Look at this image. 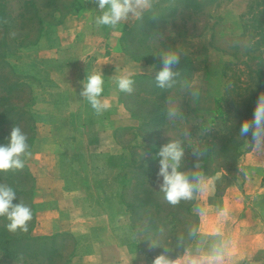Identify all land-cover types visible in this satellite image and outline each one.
I'll return each instance as SVG.
<instances>
[{"label": "rangeland", "instance_id": "374dc122", "mask_svg": "<svg viewBox=\"0 0 264 264\" xmlns=\"http://www.w3.org/2000/svg\"><path fill=\"white\" fill-rule=\"evenodd\" d=\"M48 1L0 0V11L8 16L5 23H11L7 33L0 28V60L17 70L20 81L31 88L35 98V105L29 111L35 120L33 146L36 153L50 151L60 154L61 168L57 167V170L67 179L70 188L83 187L86 204L90 206V216H97L101 209L112 215L125 212L132 226H129V234L125 233L124 238L142 253L153 256L162 249L166 250V244H181L185 240L182 237L185 225H176L174 221L170 223L171 216L168 215L170 211L179 213L181 208L167 203L159 188L162 178L157 180L161 157L157 153L153 163L155 174L142 180L144 185L138 187L139 168L136 163H132V154L138 160L149 158L153 154L148 151V147L161 148L173 140L181 143L183 159L202 147L218 149L226 143L240 121L253 117L254 112L246 108L248 94L244 89L251 84L255 87L254 73L258 68H264V34H261L264 31V0H216L199 11L180 8L174 16L160 24L159 30L148 32L150 45L170 46L187 57L193 65L188 82L177 83L166 89L162 97L146 95L149 105L159 102L166 112L169 107L179 111L178 116L167 119V124L161 130L148 136L149 145L137 136L140 122L129 112L135 125L119 127L108 138L99 137L100 131L114 126V117L120 116L118 108H109L102 115H97L90 104L79 96L82 82L93 72H102L104 91L113 85L116 87L112 74H107L109 64H84V30H92L99 36L104 34V37L113 31L110 27L96 25V17L101 14L98 5L91 4V1L86 5L89 0H77L71 14L64 17L57 15L53 20L51 12L56 7L63 8L67 1L61 0L52 5H48ZM31 2L40 13H36V16L33 11L35 8L31 6L30 14L22 17L25 4L28 6ZM85 16H91L92 20H84ZM39 17L43 21L40 22ZM135 22L129 20L118 28L133 27ZM135 41L139 46L146 44L141 33ZM110 48L106 44L99 56L110 54ZM96 57V54L92 56ZM127 57L129 61L132 60ZM122 66L123 69L128 65ZM158 71V67L157 71L151 69L152 76ZM8 86L6 81H0V100L11 98L9 103L0 108V112L10 105L23 106L27 102V90L10 95L6 92ZM133 88L127 100L142 106L144 91L137 94L138 88ZM193 91L199 94L193 97ZM123 115L120 116L121 122ZM12 128L8 124L0 126V145L9 142ZM66 128L72 129V134L67 138L64 136ZM63 137L65 139L61 141ZM134 137L136 140L132 142ZM248 138L239 147L238 174L232 172L224 176L218 171L214 176L204 178L206 191L197 192L191 209L197 216V230L199 225L208 224L211 220L217 228L235 223L241 207L249 210V221L259 219L264 222V192H259L264 191V169L244 166L247 159L249 162L252 160L250 154L257 151L252 147L251 137ZM101 139L108 144L109 153L94 151V146ZM75 143L79 148L84 145L83 154L74 151ZM65 148H69L67 152L63 151ZM31 153L25 160V166L33 174L31 163L36 153ZM201 159L196 158L194 161L200 163ZM206 162L214 167L227 166L230 159L220 155ZM6 176L3 172L0 183L10 185V179ZM246 176L262 179L259 190L252 189L251 193L245 194ZM147 186L155 191L152 196L145 192ZM212 191L215 192L214 196H209ZM23 196H17L13 203L26 202ZM236 196L237 201L230 202V209L221 215L220 210H225L228 200ZM128 204L130 208H127ZM197 207L206 212L210 210L215 217L209 220L208 213L198 214ZM7 222L6 218L0 217V231ZM202 229L208 231L209 226H203ZM73 241L72 238H59L55 243L72 246ZM262 243L264 239H258L254 247L259 248ZM150 244L155 245L151 250ZM63 263L64 260H61L59 264ZM0 264H48V261L43 256L11 259L0 250Z\"/></svg>", "mask_w": 264, "mask_h": 264}, {"label": "crops", "instance_id": "0c3cea01", "mask_svg": "<svg viewBox=\"0 0 264 264\" xmlns=\"http://www.w3.org/2000/svg\"><path fill=\"white\" fill-rule=\"evenodd\" d=\"M90 1H87L86 5L90 4ZM89 18L85 16L84 20H89ZM123 27L112 29L113 31L105 37L104 34L99 36L97 32L85 29L84 64H109L107 74H112V76H152L151 69L155 68L157 71L156 65L145 61H129L126 54L123 53L120 45ZM106 44L111 46L108 49L110 54L105 57L99 56ZM95 54L97 57L92 58ZM89 56H91L90 59H88ZM122 64L128 66L122 69ZM64 84L67 86L66 82ZM120 94L121 92L114 85L112 88L108 87L107 91L102 94V98H107L110 101V108H118L117 112L120 116L124 113V118L121 122L120 116L114 117V126L98 133L101 138L112 136L119 127L135 125V121L120 101ZM71 131L72 129L69 128L64 129L65 138L70 137ZM65 138L63 137L61 141ZM68 149L65 148L63 151L67 152ZM31 151L37 152L35 146ZM74 151L83 154L84 145L79 148L75 143ZM94 151L109 153L108 144L101 139L94 146ZM37 154L33 155L34 160L31 163L35 184L33 202L36 208L34 226L31 231L33 237L67 235L72 238L75 249L69 264H152L154 260L152 255L142 253L130 245V240L126 241L124 238L125 233L129 234V226H132L128 215H124L125 212L120 211V214L112 215L109 211L101 209L97 216H90V206L86 204V192L83 187L70 188L67 179L62 176L59 169L57 170V167L61 168L59 166L60 154L50 153V151ZM250 157L252 160L249 162L247 159L244 163L245 167L264 169V154L254 151ZM261 180L254 176H246L245 194L251 193L252 189L259 190ZM259 192L264 191L260 190ZM228 193L226 192V194ZM214 194L215 192L212 191L209 196H214ZM116 197L120 200L118 194ZM236 199L237 196L228 200L224 212L230 209V202L235 203ZM206 213H208L209 220L215 217L210 210ZM248 213L249 210H244L241 207L235 223L221 225V228H217L212 220L208 221V224L199 225L197 235L191 245L183 255L172 260L173 264H189L190 259L197 254V250L207 253L214 243H219L222 240L227 241V250L220 264H264V243L260 244L259 248L254 247L258 239H264V222L259 219L249 221L251 217L248 218ZM203 226H209L208 231L203 230ZM217 232H219V236Z\"/></svg>", "mask_w": 264, "mask_h": 264}, {"label": "trees", "instance_id": "16d2710c", "mask_svg": "<svg viewBox=\"0 0 264 264\" xmlns=\"http://www.w3.org/2000/svg\"><path fill=\"white\" fill-rule=\"evenodd\" d=\"M61 0H49L48 5L57 4ZM67 1L64 3L63 8H54L53 12H51V18L55 20L56 16L64 17L73 12L77 0H64ZM71 1V2H70ZM216 0H157L154 8L151 12L146 13L140 21H136L133 27L124 28L123 34L120 39L121 49L124 54L129 56L134 61H145L149 64H154L158 67V70H161L162 63L161 59L158 58V55L165 50L171 49L179 53L176 49L165 46L164 44L159 47L150 45L148 42L149 31L150 30H159L160 24L165 22L169 17L174 16L178 9H190L193 11H199L202 7L213 4ZM32 6L35 15L37 16L40 12L36 8L37 6L31 2L28 6H24V11L22 17L28 13L30 7ZM47 6V5H46ZM64 11V12H63ZM157 12V13H156ZM38 13V14H36ZM6 17H8L4 12L0 11V28L7 33V30L11 27L10 22H6ZM40 22L43 21L41 17H39ZM262 31V30H261ZM141 33L143 35V42L146 40V44L140 45L136 44L135 38L137 35ZM264 34V31L261 32ZM260 34V35H261ZM37 40L34 42L36 43ZM1 46V45H0ZM23 46V45H22ZM180 54V53H179ZM181 55V54H180ZM0 56L1 53H0ZM264 65V64H262ZM174 70H178L180 72V76L176 78V83H186L189 81L190 76L193 72V65L191 61L181 55L180 63L175 66ZM255 84L254 88L251 85H248L244 91L248 94L246 99V108L254 112V108L257 102L258 95L261 92H264V68H258L255 71ZM155 76L150 75H136L131 77L134 80L133 87L138 88V93L141 90L144 91L145 96L141 97V105L135 104L134 101L127 100V97L131 95H127V93L121 92L120 101L125 107V109L131 114V116L137 119L140 122V128L138 129L137 136L143 140V143L148 144V136H152L156 133L157 130H161L167 124V112L163 105L159 102H152V104H148V98L146 95H150V97L163 96L164 91L166 89H160L156 87ZM20 77L18 75L17 70L13 69L6 61L0 60V81L7 82L8 88L6 90L7 94L18 93L22 90H27V102L23 106L18 105H10L5 107L4 110L2 108V112H0V126L3 125H12L19 126L23 132L27 134L29 150H32L35 141V120L34 116L31 114L29 109L35 105V98L32 95L31 88L26 86V83L20 81ZM126 94V97H124ZM11 98L4 97L0 100V108L3 107L5 103H9ZM140 103V102H139ZM148 104V106H147ZM245 104V101H244ZM145 106V107H144ZM151 106V110L149 111L148 107ZM136 107V108H135ZM249 118L248 120H251ZM245 120V119H244ZM240 121L236 127H234V132L229 136V139L226 140V143L222 145L220 148H200L198 149L201 155L198 157L196 155L191 154L185 156V158L181 161L180 170L185 173L192 172H200L203 177H212L218 171L222 173L224 176H229L232 172L238 174V166H239V157L240 150L239 147L243 145V141L249 139L248 137L242 138L239 137L237 131L240 128ZM135 138V139H134ZM132 139V142L136 140V137ZM5 145V144H4ZM150 153L153 155L149 158L144 159H134V155L132 154V163L135 164L139 168L138 181L136 182V186L140 187L144 185L142 180H145L147 177L153 176L155 174V169L153 163L155 162L156 155L159 153V146L156 147H148L147 148ZM227 156L230 159V164L225 166H211L207 159L211 157L218 158L219 156ZM210 157V158H209ZM202 158L200 163H196L194 159ZM26 160V158H24ZM3 174L0 171V176ZM7 179H10L8 182L14 191L16 192V197L25 196V204L29 205L33 212V219L29 222L28 231L26 233L22 232L21 234L10 233L6 230L5 226L0 231V250L5 254L7 258L11 259H19L21 257L27 256L29 259L33 256H43L48 261V264H59L61 260H64L63 264H69L71 257L74 254V241L71 244L72 246L67 245H57L55 241L59 238H69L67 235H56L50 237H33L31 235L32 227L34 226V218H35V206L33 202V194H34V177L31 172L25 166L22 170H9L4 172ZM20 181H24L22 183ZM145 192L150 194L151 196L155 193L152 188L148 186L145 188ZM23 196V197H24ZM197 197V192L194 193L193 199L184 201L182 200L177 206V208H181L179 213L175 211H170L168 213L171 216L170 223H180L185 225L182 231V237H185V240L181 241V244H166V250L162 249L158 253H155L153 256H158L160 254H165L168 251H172L169 255H167L171 260L176 259L183 255L188 247L191 245L192 241L197 235V216L192 212V207L195 203ZM127 208H130L128 204ZM190 230H194L196 232L195 236H190ZM180 240V239H179ZM71 249V250H70ZM70 251V252H69ZM69 252V254H66Z\"/></svg>", "mask_w": 264, "mask_h": 264}, {"label": "clouds", "instance_id": "9594fccd", "mask_svg": "<svg viewBox=\"0 0 264 264\" xmlns=\"http://www.w3.org/2000/svg\"><path fill=\"white\" fill-rule=\"evenodd\" d=\"M91 3L98 5L101 13L96 17V25L107 26L116 29L119 25L129 20L140 21L146 13L153 10L156 0H91ZM14 35V34H13ZM158 58L161 59L162 68L159 70L154 81L156 87L160 89H170L176 83V78L180 76L175 66L180 63L181 55L171 49L162 51ZM116 86L120 92L132 93L134 80L129 75L113 76ZM82 90L79 96L85 99L97 115H102L111 105L107 98H102L104 92V76L102 72H93L87 75L82 82ZM199 93L193 91L191 95L197 96ZM179 115L175 107H169L167 116L173 119ZM239 137H251L252 147L260 153H264V92L258 95L251 120H244L239 129ZM29 150L28 137L19 126H14L10 132L9 142L0 145V171L22 170L25 167V159L31 156ZM159 171L157 180L162 178L159 184L160 191L164 199L170 205H178L182 200H192L194 193L206 191L204 177L200 172L185 173L180 170L181 161L184 157V149L179 141L173 140L164 144L158 153ZM194 155H201L199 150H194ZM16 199L14 189L4 183H0V217L8 221L5 228L10 233L28 231L29 222L33 219V212L29 205L19 202L13 203ZM196 212L203 215L204 209L197 207ZM221 215L224 210H220ZM190 236H195L196 232L190 230ZM219 236V232H217ZM155 245L150 244L149 249ZM227 250V241L214 243L207 253L193 256L189 264H220ZM152 264H173V261L166 255L160 254L154 258Z\"/></svg>", "mask_w": 264, "mask_h": 264}]
</instances>
